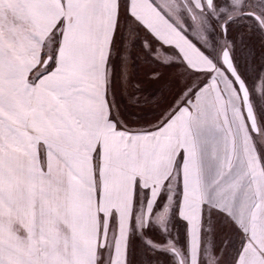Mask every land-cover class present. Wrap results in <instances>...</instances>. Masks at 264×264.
<instances>
[{
	"label": "snow or ice",
	"instance_id": "snow-or-ice-1",
	"mask_svg": "<svg viewBox=\"0 0 264 264\" xmlns=\"http://www.w3.org/2000/svg\"><path fill=\"white\" fill-rule=\"evenodd\" d=\"M0 264H264V0H0Z\"/></svg>",
	"mask_w": 264,
	"mask_h": 264
},
{
	"label": "crops",
	"instance_id": "crops-1",
	"mask_svg": "<svg viewBox=\"0 0 264 264\" xmlns=\"http://www.w3.org/2000/svg\"><path fill=\"white\" fill-rule=\"evenodd\" d=\"M179 2H182V0H178ZM168 2L173 3L177 2V0H168ZM157 3L161 4L162 6L165 5V0H157ZM166 52V54H165ZM160 59L164 61L165 63L159 68V71L162 73V81L156 82V81H150L147 77V73H149L152 69L157 68L156 64L151 63V61L145 63L144 57H140V63L138 66L134 69H131L132 71V80H133V87L129 88L127 90V93H125L122 97L124 103H129L134 108L143 109V112H141V115H144L146 119H152L156 109V104L158 100L160 99L161 95H168L169 99H171V95H169V88L173 86V82L170 81V74L169 69L170 67L173 68V70H177V77L180 71V74L182 75L184 72V69L180 66H173L172 64L167 63V61L174 59V49L164 46V49L161 50ZM137 82H141L139 87H136ZM129 93H134L133 99H129ZM153 94H155V98L153 97ZM119 98V97H118ZM135 99H139V104L136 105L133 103ZM151 99V103H146V100Z\"/></svg>",
	"mask_w": 264,
	"mask_h": 264
},
{
	"label": "rangeland",
	"instance_id": "rangeland-1",
	"mask_svg": "<svg viewBox=\"0 0 264 264\" xmlns=\"http://www.w3.org/2000/svg\"><path fill=\"white\" fill-rule=\"evenodd\" d=\"M177 2H179V1L177 0ZM256 49H257V51L260 50V44H259V42H256ZM177 73H178L177 70H173V68L170 67V69H169L170 81H172L173 83H174L178 78L181 77L180 71H179L178 77L176 76Z\"/></svg>",
	"mask_w": 264,
	"mask_h": 264
}]
</instances>
